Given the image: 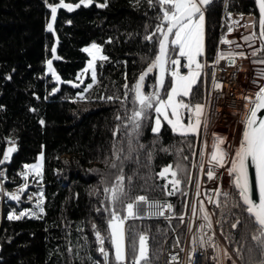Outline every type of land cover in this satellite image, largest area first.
<instances>
[{
    "label": "trees",
    "instance_id": "obj_1",
    "mask_svg": "<svg viewBox=\"0 0 264 264\" xmlns=\"http://www.w3.org/2000/svg\"><path fill=\"white\" fill-rule=\"evenodd\" d=\"M64 3L75 5L79 0H64ZM102 3L105 0H94L89 7L81 5L69 12L58 7L60 0H0V159L6 147L11 146L10 141L15 142L17 149L10 161L0 165L3 187L7 191L19 188L23 184L24 165L35 163L41 153L44 156L43 179L37 185L44 195L41 218L8 219L10 213L18 215L21 210L30 209L31 203L24 201V194L19 202L8 197L0 200V264H94L95 261L103 264L91 226L95 223L102 234H107V214L96 210L102 208L103 188L110 186L119 174L120 161H116L117 168L110 165L114 161L113 145L118 139L113 132L120 123L116 116L123 115V110L118 102L100 97L123 98V85L134 84L154 60L158 36L152 41L145 37L155 31L160 21L158 7H150L148 0H107V7L96 6ZM49 5L57 6L53 32L46 29L51 14ZM227 13L257 19L259 16L254 0H213L205 13L208 63H212L221 46V36L227 34ZM93 43L101 46L108 60L97 61L98 82L85 93L87 99L80 100L78 94L91 83L90 74L82 77L84 83L79 88L72 85L80 83L77 77L88 61L82 49ZM53 46L58 60L53 59ZM50 59L60 77L59 83L46 73ZM206 72L210 75V70ZM155 74L156 71L146 78V92L153 90ZM205 83L193 102H203ZM169 84L170 77L166 74L162 98L166 97ZM152 121H145L141 129L139 142L145 148L139 162L135 154L128 160L123 159L127 151L121 154L123 172L126 178L132 177V196L167 199L179 216L184 210L185 197L179 193L165 195L160 187L164 182L155 173L169 164L175 167L179 163L187 169L181 184L187 191L195 137L189 138L193 145L189 148L187 143L181 144V138L165 123L157 139L151 132ZM176 148H182V153L177 154ZM148 151L153 152L150 162ZM183 156L188 159L184 160ZM27 190L36 191V187L31 185ZM229 193L238 199L232 186ZM232 213L241 220L236 229L230 226L235 222ZM232 213L228 208L214 209L215 221L222 222L216 223L218 234L236 257V248H242L243 259L237 257L239 264H260L264 258L260 252L254 250L250 254L247 250L254 242L250 233H246V214L240 215L238 209H232ZM129 223L149 235L153 264H162L164 244H174L177 236L182 240L183 227L178 219L170 222L142 219ZM105 247L111 258L108 241Z\"/></svg>",
    "mask_w": 264,
    "mask_h": 264
},
{
    "label": "snow or ice",
    "instance_id": "obj_2",
    "mask_svg": "<svg viewBox=\"0 0 264 264\" xmlns=\"http://www.w3.org/2000/svg\"><path fill=\"white\" fill-rule=\"evenodd\" d=\"M94 0H79V3L72 5L64 3L60 0L58 7L65 8L69 12L81 5L89 7ZM138 2V0H137ZM213 0H148L150 7H158L159 14L157 19L160 21L155 27V31L151 35L145 37L146 40L152 41L158 36V54L154 60L147 66L136 79L135 83L129 86L126 82L123 87L125 89L123 98L121 96L100 97L108 102H118L123 110V115L117 114L116 120L120 121L113 132V136L117 137V143L113 145L112 155L114 161L110 165L111 168H117L116 161H120L119 174L115 177L114 182L110 186L103 188L104 200L101 201L102 208L96 211L106 213V235L102 234L97 224H92V231L98 245L97 251L103 257V264H153V257L150 252V237L147 232L138 231L134 224L129 221H137L142 219H151L163 217L167 221L178 219L181 225H185L190 233H193L192 244H199L202 248L207 246L212 248L216 255L213 259L217 260V264H222L221 257L232 261L231 255L227 249L221 248L216 243L213 231V215L205 206V200L200 199L203 195L208 204H213L216 208L223 210L238 209L240 215L246 214L244 225L246 233H250V239L253 246L247 250L251 254L254 250H258L264 257V68L256 72L252 83L257 85V91L254 96H243L245 100V113L242 117L243 130L238 147L231 151V146H226L227 138L221 137L213 133L211 152L206 161L207 170L205 172L204 151L200 152V171L203 172L209 181H216L220 177L218 171L226 170L227 175L231 178V183L238 194V199L232 197L227 191H222L220 187L213 188L211 194L201 193L200 182L196 181V197L197 204H189L187 201L184 207L190 208L191 219L186 222L185 215H176L174 206L169 202H160L150 200L147 195H131L132 177H125L123 172V160L121 154L127 151L124 160L133 159L135 154L136 162H139V155L145 148V145L139 142L141 129L145 121L153 120L151 132L156 134L157 139L161 128L166 123L172 133L181 138V144L187 143L192 148L190 137L201 140L204 146H207L208 139L203 135L208 126V108L207 102H193L200 95L201 85L206 82L208 72L206 68H211V80L213 90H222L223 83L217 79V66L221 61H227L230 67H234L239 71L237 66L238 59H247L249 55L253 58L252 63L264 65V0H254L258 9V19L249 16L248 22L241 25L240 20L232 18L231 13H227V33L231 34L239 27L249 30V34L242 37L244 44L250 53L244 51H235L232 48H241L242 45L235 41L229 40L227 35L220 38L219 43L228 45L227 53L217 50L215 59L209 65L206 59V31H205V13L208 6ZM97 7H107L105 3L97 4ZM51 8V22L47 25V30L53 32V25L57 19V6L49 5ZM226 7V6H225ZM258 27V31H257ZM58 43V41H57ZM258 44V46H257ZM53 59H60L56 55V47L51 49ZM87 53L90 59L87 61V67L78 75L79 84H73V87H80L84 83L82 77L90 74L91 83L87 84L78 94L80 100H85L87 93L92 89L97 81L96 65L97 61L104 62L108 57L102 54L101 46L93 43L90 47L82 49ZM175 54V58L172 57ZM53 59L47 61V71L53 79L58 83L60 77L57 75L53 67ZM182 60L185 61L182 64ZM171 65L169 69L168 65ZM182 68L187 69L184 73ZM154 71L158 72L156 83L151 92L145 91V81ZM170 75L171 80L166 90V98H162L161 90L165 89V76ZM233 73L232 75H234ZM127 81V76H125ZM131 95V99H129ZM131 105L129 108L128 105ZM155 114L154 117L152 114ZM187 120V122H185ZM44 123L43 120L40 121ZM10 147L3 153V159H0V165L10 161L12 154L17 151L15 142L10 141ZM156 141H154V144ZM125 145L127 146L125 148ZM175 147V146H173ZM161 151L169 152V148H161ZM182 148H176L177 154L182 153ZM197 155L193 149L192 156ZM153 156L152 151L147 152V159L150 162ZM187 160V156H183ZM43 163L44 156L41 153L38 161L33 164H25V171L22 173L24 183L18 188L17 192H5L10 200L19 202L21 195L25 193L29 187V176L43 179ZM195 167V165H193ZM250 167L254 170V174L250 176ZM187 169L179 163L175 165L169 164L163 167L156 177L165 181L161 185V189L167 196H174L178 193L186 197L188 193L181 188L183 183V175ZM2 175V173H0ZM127 179V185L125 180ZM37 181V183L39 182ZM103 182V181H102ZM188 184H192V177L188 175ZM254 189L258 191V200L254 198ZM221 197L224 199L221 200ZM32 199V197H29ZM35 210L28 209L8 215L9 220H19L24 217L41 218L44 213V195L41 191L35 197ZM231 201V203H229ZM235 216V213H232ZM222 215H225L222 211ZM200 221L196 225L197 232H193V224ZM216 223H222L216 221ZM241 224L239 216H235V222L231 223V229H236ZM223 234V232L221 233ZM229 238V237H226ZM247 239V235L245 236ZM110 243L112 250L110 252L105 247V242ZM180 239L177 236L173 247L180 248ZM71 251V249H69ZM180 251H184L180 248ZM236 255L243 259L242 248H236ZM192 257H189L191 260ZM94 264H99L95 261ZM167 264H180L178 254L169 256ZM260 264H264V258Z\"/></svg>",
    "mask_w": 264,
    "mask_h": 264
},
{
    "label": "built area",
    "instance_id": "obj_3",
    "mask_svg": "<svg viewBox=\"0 0 264 264\" xmlns=\"http://www.w3.org/2000/svg\"><path fill=\"white\" fill-rule=\"evenodd\" d=\"M243 16L244 19L240 20V17ZM245 15H232L233 19L240 20V24L243 25L246 22L244 21L246 19ZM240 28V27H239ZM237 28V29H239ZM236 29V30H237ZM235 30V31H236ZM234 32V31H233ZM227 35V34H226ZM233 35V34H231ZM241 37V36H240ZM240 37L238 36L237 40L240 41ZM221 52L227 53L229 51V47L227 48L226 45H222L218 49ZM215 59V58H214ZM240 59L237 60V66L239 67V71H237L236 68L230 67L227 64V61H221L220 65L217 66V79L223 83V89L222 90H213L212 88V80L210 79L208 91L206 94V101L208 103V108L206 109L209 119H208V126L206 132L203 133L204 136L207 137L208 143L207 146H204L201 142V140L195 138V151L197 155L192 158L191 163V177H192V184H188L187 193L188 195L185 197V201H187L190 205L191 204H197V197H196V187L195 183L197 180H199L201 188V193H209L211 194V190L216 187H220L222 191L225 190V186L227 185L226 182V175L227 172L224 169H221L218 171L219 179L216 181H209L207 179V176L200 171L199 164H200V152L204 151V161H205V172L207 170V159L211 152V143H212V135L215 133L216 135H219L221 137L224 136L222 134V131H225L227 129H235L237 127L242 128V117L245 113V100L243 99V96H254L255 92L258 89H252L249 85L242 84V63ZM211 65L212 63H208ZM210 70L211 74V68H206V70ZM235 73L234 75H232ZM195 165V167L193 166ZM0 188H1V198L7 197L4 195L5 192L11 193V192H17L18 188H12L9 191H7L3 187V170H0ZM230 178V177H229ZM231 179V178H230ZM40 193V192H39ZM39 193L35 194L32 191H25L24 193V201L27 203H33V200H36L35 197ZM23 195V194H22ZM29 197H32V199H29ZM223 197H221L222 199ZM200 199L205 200V206L208 208V210L212 213H214V209L216 208L213 204H208L207 200L202 195ZM156 201L160 202H169L167 199H159ZM170 203V202H169ZM187 213L185 215V221L188 222L191 219V212L190 208H185L183 210V213ZM147 220H161L166 221L163 217L159 218H151ZM200 221H196L193 224V232H197L196 225L199 224ZM183 227V236L180 243V248H183L184 251H180V248L173 247L174 244H164L162 251H161V260L162 264H167V261L169 259V256L172 254H178V259L180 264H217V260L213 259V257L216 255L215 251L210 247H201L199 244L193 245L191 237L193 233H190L188 231V228L185 225H181ZM213 231L215 232V241L218 243L221 248L227 249L228 253L231 255L232 260L236 262V264H239V261L235 254L227 247L225 242L222 240L220 235L217 232L216 229V221L213 215ZM98 248V245L96 246ZM192 257L191 260H189V257ZM222 264H232L231 260H228L226 258L221 257Z\"/></svg>",
    "mask_w": 264,
    "mask_h": 264
},
{
    "label": "rangeland",
    "instance_id": "obj_4",
    "mask_svg": "<svg viewBox=\"0 0 264 264\" xmlns=\"http://www.w3.org/2000/svg\"><path fill=\"white\" fill-rule=\"evenodd\" d=\"M65 9V8H64ZM51 22V14L50 16L48 17V20H47V23H46V29H47V25L48 23ZM242 32L246 33L245 29L242 30ZM233 34V35H231ZM231 34H228L227 33V38L229 40L230 39V36H234L235 38L232 39V41H235L237 44H240L242 45L241 48H235V45L232 46V48L235 49V51H244L246 54L247 53H250L252 51V49H249L247 47V45L244 44V41L241 40H237L239 34L236 33L235 31L232 32ZM247 34H249V31H247ZM92 44L86 46V47H90ZM258 46V44H257ZM226 47L228 48L229 46L226 45ZM85 48V47H84ZM83 48V49H84ZM87 54V53H86ZM88 56V55H87ZM175 58V57H174ZM90 59V57L88 56V60ZM241 61H243L242 63V84L244 85H249L250 88L252 89H257V85L253 84L252 83V80L255 78V75H256V72H258L261 68H264V65H258V64H253L251 61L252 59L250 58V55L247 59H240ZM185 61L182 60V64L184 63ZM86 67H87V63H86ZM85 67V68H86ZM171 68V65L169 64V69ZM182 72L186 73L187 72V69L185 68H182L181 69ZM46 73L51 75L48 71H47V64H46ZM170 77V75H169ZM53 78V77H52ZM208 79V81L205 83L204 87H203V102L206 101V94H207V91H208V87H209V82H210V79H211V74L209 75L208 74V77L206 78ZM55 80V79H54ZM170 80H171V77H170ZM56 81V80H55ZM260 83H264V81H260ZM166 98V97H165ZM155 115V114H154ZM185 122H187V120H185ZM153 123V121H152ZM242 130H243V126L242 128L239 129V127L235 128V129H227L225 131H222V134H224L223 137H226L227 138V142H226V146L230 145L231 146V151H234V149L236 147H238L239 145V141H240V138H241V134H242ZM8 147H6L5 151L7 150ZM40 155H38V157L36 158V161L35 163L38 161V158H39ZM25 171V169H24ZM226 179V182H227V185L225 186V190H227V192H229V189L231 188V179L229 178L228 175H226L225 177ZM39 180V178H36L34 176H29V180H28V185L29 187L34 186L36 187V191H32L33 193L37 194L40 192V189L38 188V183L37 181ZM163 182L165 183V181L163 180ZM23 183H24V180H23ZM27 191V189H26ZM0 200H1V188H0ZM35 203H36V200H33V203L31 204V207L30 209L32 210H35ZM24 210H28V209H24ZM23 211V210H21ZM20 213V212H19Z\"/></svg>",
    "mask_w": 264,
    "mask_h": 264
},
{
    "label": "crops",
    "instance_id": "obj_5",
    "mask_svg": "<svg viewBox=\"0 0 264 264\" xmlns=\"http://www.w3.org/2000/svg\"><path fill=\"white\" fill-rule=\"evenodd\" d=\"M248 18H249V17H246V19L244 20L246 23L248 22ZM243 29H245V28L240 27L239 29H237V30L235 31L236 33L239 34V37L241 36V37H240V41L243 40V39H242L243 36L248 35V34H247V31H249V30L245 29L246 33H244V32H242ZM234 38H235L234 36H233V37L230 36V39H231V40L234 39Z\"/></svg>",
    "mask_w": 264,
    "mask_h": 264
},
{
    "label": "water",
    "instance_id": "obj_6",
    "mask_svg": "<svg viewBox=\"0 0 264 264\" xmlns=\"http://www.w3.org/2000/svg\"><path fill=\"white\" fill-rule=\"evenodd\" d=\"M157 54H158V50H157ZM157 54H156V55H157ZM155 75H156V76L158 75V72H157V71H156V74H155ZM253 174H254V170L251 169V167H250V176L253 175ZM231 186H232V189L236 192V190L234 189L232 183H231ZM236 194H237V192H236ZM253 195H254V198L258 200V191H256V190L254 189V193H253ZM237 198H238V194H237Z\"/></svg>",
    "mask_w": 264,
    "mask_h": 264
}]
</instances>
